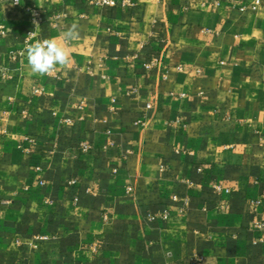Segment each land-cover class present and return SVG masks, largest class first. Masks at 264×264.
<instances>
[{
    "label": "crops",
    "instance_id": "1",
    "mask_svg": "<svg viewBox=\"0 0 264 264\" xmlns=\"http://www.w3.org/2000/svg\"><path fill=\"white\" fill-rule=\"evenodd\" d=\"M254 2L0 0V264H264ZM73 23L33 75L26 44Z\"/></svg>",
    "mask_w": 264,
    "mask_h": 264
},
{
    "label": "clouds",
    "instance_id": "2",
    "mask_svg": "<svg viewBox=\"0 0 264 264\" xmlns=\"http://www.w3.org/2000/svg\"><path fill=\"white\" fill-rule=\"evenodd\" d=\"M19 3L20 0H15ZM31 35V33L29 34ZM79 38V25L73 23L59 37L34 40L26 44L24 53L30 72L37 76L51 75L57 67L67 68L72 61L66 42Z\"/></svg>",
    "mask_w": 264,
    "mask_h": 264
},
{
    "label": "built area",
    "instance_id": "3",
    "mask_svg": "<svg viewBox=\"0 0 264 264\" xmlns=\"http://www.w3.org/2000/svg\"><path fill=\"white\" fill-rule=\"evenodd\" d=\"M14 1V4L15 5H18L19 3H16L15 0ZM92 3L97 6V7H102V8H117V7H130L133 5L134 3V0H92ZM261 4V0H255L254 2V5H253V8H257L259 5ZM29 13H30V17H31V20H32V23L34 24H38L41 22L42 20V13L39 9H31L29 10ZM146 68H149L151 67V64H146L145 65ZM3 70L0 69V74H2ZM41 92V88H37L34 90V93H40ZM1 114H0V118H1ZM0 133H1V130H0ZM21 148H23V146H21ZM81 148L84 152H88L92 149V147L84 142L81 144ZM24 149V148H23ZM198 170L200 171L201 168H198ZM43 183V182H42ZM219 191L223 192L224 195L226 196H229L231 195L232 191L231 189L229 188H224L221 190V188L219 189ZM260 201H257L256 202V205H260ZM222 205H225V200L223 199L222 200ZM169 212L168 211H165L160 219H163V220H167L168 217H169ZM149 219L152 220V221H155L157 219L156 216L154 215H150L149 216Z\"/></svg>",
    "mask_w": 264,
    "mask_h": 264
}]
</instances>
